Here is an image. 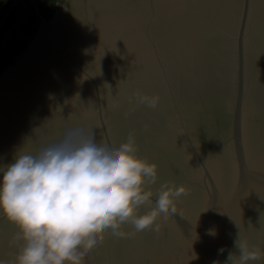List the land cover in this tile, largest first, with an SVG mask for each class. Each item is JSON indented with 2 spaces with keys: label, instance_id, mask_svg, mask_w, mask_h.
<instances>
[{
  "label": "water",
  "instance_id": "water-1",
  "mask_svg": "<svg viewBox=\"0 0 264 264\" xmlns=\"http://www.w3.org/2000/svg\"><path fill=\"white\" fill-rule=\"evenodd\" d=\"M30 1L36 26L1 65L0 170L81 127L97 143L133 134L151 190L186 189L159 232L109 230L83 264H228L237 240L264 247V0H52L51 16ZM18 231L0 212V260H16Z\"/></svg>",
  "mask_w": 264,
  "mask_h": 264
},
{
  "label": "clouds",
  "instance_id": "clouds-1",
  "mask_svg": "<svg viewBox=\"0 0 264 264\" xmlns=\"http://www.w3.org/2000/svg\"><path fill=\"white\" fill-rule=\"evenodd\" d=\"M135 96L150 108L159 101ZM137 152L131 133L126 142L109 136L97 143L94 132L76 127L36 154H16L0 170V212L19 229L13 239L23 243L14 262L0 264H83L109 230L118 238L125 237V224L135 232H159L158 217L175 213L174 201L186 189L165 183L154 193L157 165ZM142 208L147 210L140 214ZM236 244L239 255L230 254L228 264L264 260V247L247 240Z\"/></svg>",
  "mask_w": 264,
  "mask_h": 264
},
{
  "label": "crops",
  "instance_id": "crops-1",
  "mask_svg": "<svg viewBox=\"0 0 264 264\" xmlns=\"http://www.w3.org/2000/svg\"><path fill=\"white\" fill-rule=\"evenodd\" d=\"M23 2L25 4L24 12L19 16L18 20L7 25L10 28L8 32L5 31L3 34V26L8 22L10 13L18 7L19 0H0V71L4 57L8 54L10 48L17 42L19 36L26 34V28L36 26L37 13L35 12V15L30 6H33V4L30 0H23ZM36 2L39 3L40 0H36Z\"/></svg>",
  "mask_w": 264,
  "mask_h": 264
},
{
  "label": "rangeland",
  "instance_id": "rangeland-1",
  "mask_svg": "<svg viewBox=\"0 0 264 264\" xmlns=\"http://www.w3.org/2000/svg\"><path fill=\"white\" fill-rule=\"evenodd\" d=\"M35 2H36V0H35ZM37 4H38L41 12L43 13V15H45V16H51L52 15V0H40V2ZM24 10H25V4H24L23 0H19L18 7H16L10 13V16L8 18L9 19L8 22L5 23L3 26V34L5 33V31L8 32V29L10 28L7 25L9 23H14L16 20H18L19 16L22 15Z\"/></svg>",
  "mask_w": 264,
  "mask_h": 264
},
{
  "label": "trees",
  "instance_id": "trees-1",
  "mask_svg": "<svg viewBox=\"0 0 264 264\" xmlns=\"http://www.w3.org/2000/svg\"><path fill=\"white\" fill-rule=\"evenodd\" d=\"M30 6H31V8H32L33 13L36 15V13H35V12H36L35 9L33 8L32 5H30ZM12 62H13V60L10 61V63H12ZM0 74H1V73H0Z\"/></svg>",
  "mask_w": 264,
  "mask_h": 264
},
{
  "label": "flooded vegetation",
  "instance_id": "flooded-vegetation-1",
  "mask_svg": "<svg viewBox=\"0 0 264 264\" xmlns=\"http://www.w3.org/2000/svg\"><path fill=\"white\" fill-rule=\"evenodd\" d=\"M60 2V0H55V9L57 7V4Z\"/></svg>",
  "mask_w": 264,
  "mask_h": 264
}]
</instances>
